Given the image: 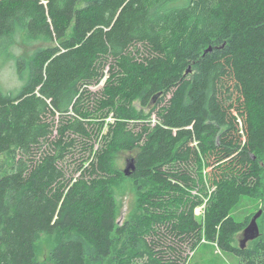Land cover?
Listing matches in <instances>:
<instances>
[{
    "label": "trees",
    "instance_id": "1",
    "mask_svg": "<svg viewBox=\"0 0 264 264\" xmlns=\"http://www.w3.org/2000/svg\"><path fill=\"white\" fill-rule=\"evenodd\" d=\"M79 2L0 0V59L22 81L0 87V264H42L36 237L58 230L55 264L109 257L122 152H135L129 177L154 185L137 240L145 264H186L208 190L260 184L264 0ZM18 36L35 48L15 55ZM218 222L222 251L264 264V243L236 247L244 225Z\"/></svg>",
    "mask_w": 264,
    "mask_h": 264
},
{
    "label": "rangeland",
    "instance_id": "2",
    "mask_svg": "<svg viewBox=\"0 0 264 264\" xmlns=\"http://www.w3.org/2000/svg\"><path fill=\"white\" fill-rule=\"evenodd\" d=\"M92 0H80L78 8H82ZM73 33V27L68 30L67 36ZM35 48L25 41L23 36H18L12 48L15 55L29 53ZM0 59V87L5 92L16 91L22 81L17 75L15 61L10 59L4 63ZM103 80L100 84L93 86L91 90L99 93L104 86ZM155 122V115L152 117ZM114 119L110 115L104 124V133H108ZM99 147V143L96 144ZM80 153L76 154V159ZM135 159V152H122L115 161V167L120 173V177L112 186V194L115 200L116 227L121 233L114 232L111 235L113 247L109 257H95L87 261V264H145L142 256V246L137 240L149 222V211L143 203L146 194L153 189L154 185L149 181H136L125 175L129 161ZM7 161L6 156L0 157V165ZM259 163L258 174L260 184L250 192L243 190L209 189L204 203L198 206L195 214L203 224L200 236L185 247L186 264H240L239 259L230 253L222 251L215 239V231L219 228L222 218L231 216L235 221L242 223L244 229L250 224L253 216L260 210L262 215L258 219L260 236L246 244V248L255 249L264 243V152L257 155ZM197 194V189L190 190L179 195L183 200L191 199ZM244 229L236 233L233 243L240 247L243 239ZM64 231L58 230L53 234L41 232L37 235L34 244L36 261L42 264H55L53 260V250L64 235ZM140 243V244H139Z\"/></svg>",
    "mask_w": 264,
    "mask_h": 264
},
{
    "label": "water",
    "instance_id": "3",
    "mask_svg": "<svg viewBox=\"0 0 264 264\" xmlns=\"http://www.w3.org/2000/svg\"><path fill=\"white\" fill-rule=\"evenodd\" d=\"M206 51H211V48H208ZM135 159H131L126 169L124 170L125 175L131 176L135 171ZM262 215V210L258 211L252 218L250 224L244 229L243 239L240 241V248L245 249L246 244L254 239H257L260 236V229L258 226V219Z\"/></svg>",
    "mask_w": 264,
    "mask_h": 264
}]
</instances>
